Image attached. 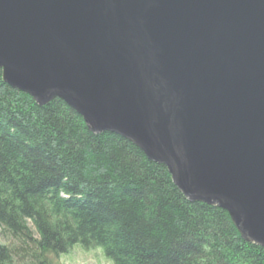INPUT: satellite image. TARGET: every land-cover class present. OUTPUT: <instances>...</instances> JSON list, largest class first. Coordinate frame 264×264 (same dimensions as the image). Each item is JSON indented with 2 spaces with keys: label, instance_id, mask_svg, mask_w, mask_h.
<instances>
[{
  "label": "water",
  "instance_id": "1",
  "mask_svg": "<svg viewBox=\"0 0 264 264\" xmlns=\"http://www.w3.org/2000/svg\"><path fill=\"white\" fill-rule=\"evenodd\" d=\"M0 70L264 248V0H0Z\"/></svg>",
  "mask_w": 264,
  "mask_h": 264
},
{
  "label": "trees",
  "instance_id": "2",
  "mask_svg": "<svg viewBox=\"0 0 264 264\" xmlns=\"http://www.w3.org/2000/svg\"><path fill=\"white\" fill-rule=\"evenodd\" d=\"M0 264H52L79 245L113 264H264L227 213L189 202L126 139L64 101L38 106L0 70Z\"/></svg>",
  "mask_w": 264,
  "mask_h": 264
},
{
  "label": "rangeland",
  "instance_id": "3",
  "mask_svg": "<svg viewBox=\"0 0 264 264\" xmlns=\"http://www.w3.org/2000/svg\"><path fill=\"white\" fill-rule=\"evenodd\" d=\"M0 243L8 244L6 238L0 235ZM52 264H113L108 260L101 248L84 250L79 245L74 246L66 254L50 258ZM16 264H21L16 261Z\"/></svg>",
  "mask_w": 264,
  "mask_h": 264
}]
</instances>
